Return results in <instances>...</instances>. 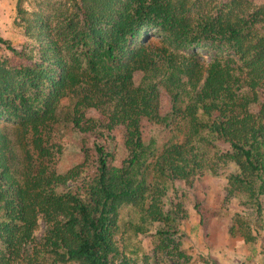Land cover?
Instances as JSON below:
<instances>
[{"label": "trees", "instance_id": "trees-1", "mask_svg": "<svg viewBox=\"0 0 264 264\" xmlns=\"http://www.w3.org/2000/svg\"><path fill=\"white\" fill-rule=\"evenodd\" d=\"M25 1L16 0L14 19L23 41L15 48L0 37L11 54L0 57V264H157L137 236L173 220L162 203L169 180L188 181L219 141L228 150L216 160L236 170L225 177L227 196L240 195L261 220L264 104L256 114L248 107L264 90V4L30 0L27 8ZM157 62L175 91L171 117L184 121L186 133L153 154L140 121L164 120L156 114L157 91L137 89L133 75ZM179 89L186 90L182 108ZM66 102L73 106L63 123L93 135L91 174L56 169L60 149L52 135ZM107 105L106 121L86 117L85 110ZM117 128L126 153L119 166L114 150L97 139L113 141ZM11 131L22 142L21 158ZM75 181V189L56 191ZM125 206L137 211L135 224L121 222ZM230 221V236L236 224L245 241L253 240L242 217ZM128 228L134 243L124 240ZM157 234L156 249L178 264L185 257L180 244L167 232Z\"/></svg>", "mask_w": 264, "mask_h": 264}, {"label": "rangeland", "instance_id": "rangeland-1", "mask_svg": "<svg viewBox=\"0 0 264 264\" xmlns=\"http://www.w3.org/2000/svg\"><path fill=\"white\" fill-rule=\"evenodd\" d=\"M30 0L24 2V7L29 8ZM15 4L16 0H3L0 3V37L10 42L13 47H18L23 41L20 30L15 26ZM153 38L152 43H157ZM11 56L2 45H0V57ZM203 63L206 65L208 57H204ZM157 61V59H156ZM158 64V65H157ZM152 70L135 71L133 75L134 87L145 91L156 88V114L164 119L162 121L143 118L140 121L143 141L153 145L149 147V152L157 154L163 146L172 143H180L186 133L185 123L179 116L171 117L173 106L172 95L175 91L167 85L168 73L165 67L160 69L157 62ZM166 85V86H165ZM180 90V103L182 108L185 101V91ZM257 102L250 104L248 109L256 114L260 106L264 104V90H258ZM72 103L66 102L61 108L58 117L61 121L52 135V143L60 149L57 159L56 169L59 172L67 171L71 168H78L82 175L91 174L94 170L95 157L91 148L93 135L75 131L71 124L63 123L72 107ZM110 113V106H103L99 109L89 108L85 110L86 117L106 121V115ZM117 128L112 136L114 140L99 137L98 143L104 145L106 150H114L113 164L121 165L126 156L123 148V131ZM13 152L16 157H22L21 143L16 139L18 136L13 132ZM214 148L208 147L206 158L197 173L193 174L188 181L169 180L165 194L162 197L163 210L170 214L172 221L168 223L156 222L149 226V231L145 235H138V241L143 243L146 251L157 264H175L165 255V251L156 249L161 244V236L157 232H167L171 234L175 243L185 254L178 264H264V211L260 221H255L254 212L245 206L240 195L227 196L224 190L225 177L236 170L231 164L220 165L216 160L221 153L228 150L226 144L214 142ZM149 153L148 151H146ZM148 154L149 161L153 154ZM78 182H68L64 187H57L59 193L68 192L76 187ZM68 187V188H67ZM264 207V202H262ZM234 215H239L248 224L249 234L253 237L250 242L245 241L240 233L242 229L235 224L234 235L228 234L230 220ZM122 221L137 222V211L130 207H122L120 211ZM243 228V227H242ZM44 225L40 222L39 229L35 233L38 239L42 235ZM244 231V228H243ZM119 236L116 237L118 239ZM124 240L135 238L132 228H128L124 233ZM171 248L173 245H170ZM165 250V249H164ZM260 257H253L257 254ZM251 260H253L251 262ZM178 261V259H177Z\"/></svg>", "mask_w": 264, "mask_h": 264}, {"label": "crops", "instance_id": "crops-1", "mask_svg": "<svg viewBox=\"0 0 264 264\" xmlns=\"http://www.w3.org/2000/svg\"><path fill=\"white\" fill-rule=\"evenodd\" d=\"M254 1H255V3H257V4H264V0H254ZM2 2H3V0H0V3H2ZM141 246H142L144 249H146L143 243H141ZM258 253H259V251H258L257 254L255 255V257H253V260L256 259V257H260V254H258ZM253 260H251V262H252ZM67 264H74V263H67ZM115 264H118V262H115Z\"/></svg>", "mask_w": 264, "mask_h": 264}]
</instances>
